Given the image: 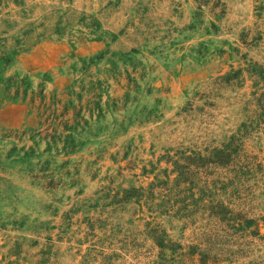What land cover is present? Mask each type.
I'll list each match as a JSON object with an SVG mask.
<instances>
[{
	"label": "rangeland",
	"instance_id": "374dc122",
	"mask_svg": "<svg viewBox=\"0 0 264 264\" xmlns=\"http://www.w3.org/2000/svg\"><path fill=\"white\" fill-rule=\"evenodd\" d=\"M0 37V264H264V0H0Z\"/></svg>",
	"mask_w": 264,
	"mask_h": 264
},
{
	"label": "trees",
	"instance_id": "16d2710c",
	"mask_svg": "<svg viewBox=\"0 0 264 264\" xmlns=\"http://www.w3.org/2000/svg\"><path fill=\"white\" fill-rule=\"evenodd\" d=\"M30 32H31L30 30H27L24 31L22 34L23 35L26 34L27 36ZM13 39H14V44L7 49V46H5L4 43H2V41L5 39L0 37V71L4 69V67L11 62L12 56L16 55L21 50L20 46L23 44L24 40L21 37H17ZM229 78H232V76H230ZM228 150H229L228 147H224L223 150H218V154H219L218 157L219 161L217 162L218 165L223 166L231 160L230 159L231 154L230 151ZM252 223H253L252 219H247L244 229L249 228ZM162 246L165 247L164 244H162Z\"/></svg>",
	"mask_w": 264,
	"mask_h": 264
}]
</instances>
